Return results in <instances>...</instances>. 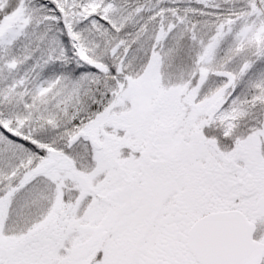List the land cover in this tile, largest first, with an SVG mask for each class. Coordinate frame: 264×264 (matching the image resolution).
Returning a JSON list of instances; mask_svg holds the SVG:
<instances>
[{
  "label": "snow or ice",
  "instance_id": "snow-or-ice-1",
  "mask_svg": "<svg viewBox=\"0 0 264 264\" xmlns=\"http://www.w3.org/2000/svg\"><path fill=\"white\" fill-rule=\"evenodd\" d=\"M0 264H264V0H0Z\"/></svg>",
  "mask_w": 264,
  "mask_h": 264
}]
</instances>
